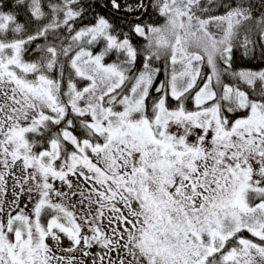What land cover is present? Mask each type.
Wrapping results in <instances>:
<instances>
[{"label": "snow or ice", "instance_id": "6c2138e0", "mask_svg": "<svg viewBox=\"0 0 264 264\" xmlns=\"http://www.w3.org/2000/svg\"><path fill=\"white\" fill-rule=\"evenodd\" d=\"M95 3L0 4V264H264V13Z\"/></svg>", "mask_w": 264, "mask_h": 264}, {"label": "trees", "instance_id": "16d2710c", "mask_svg": "<svg viewBox=\"0 0 264 264\" xmlns=\"http://www.w3.org/2000/svg\"><path fill=\"white\" fill-rule=\"evenodd\" d=\"M83 3L88 4L91 2V0H82ZM122 3H135L136 0H121ZM146 4L150 2V0H144ZM217 3H220L221 0H216ZM106 4L107 6L104 8H100L98 4ZM254 3V15L259 16L261 13H264V7H260V0H253ZM0 4H3V10L4 11H14L15 14L17 15L18 22L20 23H25L26 21L29 20V13L28 10L25 6H15V0H0ZM224 11L223 8L219 7H213L212 12L213 14H220ZM100 13L101 15H105L106 17L110 19H114L115 22L118 24H122L123 21L120 18H124L125 20L127 19H132V16H128L126 13L123 11H120L118 14H116L115 17L111 16L112 9L110 4H108V0H96V3L94 4L93 8L90 11H86L85 13V18L83 19V23H92L94 22L93 19V14L94 13ZM143 20H146L149 23L153 22H160V18L153 12L152 8L149 7L148 12L144 14L142 17ZM80 22H77V26H79ZM124 31L127 32L128 29L127 27H124ZM243 34V33H242ZM51 39V37H50ZM253 39H256L255 36H253ZM132 41L134 45H136L138 48H142L144 41L142 38L132 36ZM43 40H37L35 43H43ZM35 43L33 47L35 46ZM26 59H32L34 58L31 52H28L25 54ZM111 59H114L111 58ZM157 66H163L162 62H157ZM142 68V63L140 60L137 61L136 65V70H140ZM233 68L234 69H240V68H245V69H251L254 71H259L261 69H264V56L261 55V51L259 48V45H257V50L255 52L254 56H248L245 57L242 55V49L240 48H234L233 49ZM203 75H207L208 72V67H203L201 70ZM164 79L163 73L157 77V80H162Z\"/></svg>", "mask_w": 264, "mask_h": 264}, {"label": "rangeland", "instance_id": "374dc122", "mask_svg": "<svg viewBox=\"0 0 264 264\" xmlns=\"http://www.w3.org/2000/svg\"><path fill=\"white\" fill-rule=\"evenodd\" d=\"M160 67L163 68V66H160ZM204 67H207V66H204ZM202 69H203V68H202ZM202 69H201V70H202ZM209 72H210V69L208 68V72H207V74H208ZM10 195H11V194L9 193V198H10ZM64 245H65V246L68 245V241H67V240L64 241ZM94 249H95V248H94ZM94 249H93V250H94ZM60 254L65 255L64 253H60ZM76 255L79 256V253H76Z\"/></svg>", "mask_w": 264, "mask_h": 264}, {"label": "flooded vegetation", "instance_id": "af4514ba", "mask_svg": "<svg viewBox=\"0 0 264 264\" xmlns=\"http://www.w3.org/2000/svg\"><path fill=\"white\" fill-rule=\"evenodd\" d=\"M94 252H96V253H103V250L101 248H99V246H98V249H95Z\"/></svg>", "mask_w": 264, "mask_h": 264}]
</instances>
